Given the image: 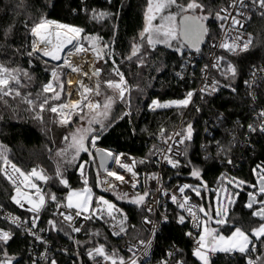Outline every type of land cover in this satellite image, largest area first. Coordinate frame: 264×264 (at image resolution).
Masks as SVG:
<instances>
[{"label": "snow or ice", "instance_id": "snow-or-ice-1", "mask_svg": "<svg viewBox=\"0 0 264 264\" xmlns=\"http://www.w3.org/2000/svg\"><path fill=\"white\" fill-rule=\"evenodd\" d=\"M107 2L111 4L112 0H107ZM22 6L21 0V3L16 5V9ZM81 10L89 13L90 19L96 22H102L113 15L109 11L95 8L84 7ZM257 14L264 19V0H229L226 7L217 11H213L203 0H146L144 27L139 33V39L132 43L131 54L127 59L132 60L133 57H136L137 66L143 67L145 66V57L149 52H154L157 45L163 44L167 48H173L188 64L191 62L190 54L193 51L200 54L201 45L205 43L206 38L213 39L207 24L211 19L221 22L220 29L223 32V37L219 42L213 40V48L223 49L226 53L233 55L247 53L252 45L251 34H248L247 40H242L240 30L244 29L245 23ZM157 19H159V23H154ZM14 27V24H9L7 27L0 28V38L8 40ZM25 28L27 34L32 38L29 50L21 52L20 49H15L14 51L19 55H26L29 58V65L32 64L33 60L41 61L45 65L44 70L49 73V79L42 84L40 91L33 98L31 92L24 93L21 91L33 79L28 70L20 67H9L0 63V100H4L5 97L19 98L22 103L28 105L29 110L38 109L36 119L42 120L43 117L40 113L49 111L56 114V122L63 127H68L73 123V115L77 116L80 121L86 122L87 126L85 127L82 123L74 131L62 136L65 146L55 152V157L58 159L54 172L51 174L40 166H36L30 171L23 170L9 159L7 146L0 145V175L12 186L14 194L11 195L10 199L21 209L31 214L26 220L17 216L8 217L16 229H22L33 238L34 242L45 246L48 244V240L41 233H63L77 248L85 250V254L92 261V264H141L140 258L131 247L129 251L133 252V255L127 261L119 255L117 250L109 251L106 236L104 237L105 243H94L92 239L81 241L73 236V234L82 232L86 237L100 236L101 233L98 229L92 230L87 226L89 222L99 221L108 225L112 236L120 237L127 234V213L103 195L95 196L93 186L89 183L87 168L90 164H94L96 157L99 156L100 162L96 172L95 187L103 185V190L112 192L116 200L127 201L150 214H155V210L148 205V198L152 197L154 203L159 205L160 196H168L171 202L181 210L175 217L176 223L184 225L187 218H190L193 226L199 230L194 237L195 246L192 255L200 264H213L211 257L218 252L226 254L238 252L247 258V264H260L261 261H264V254L256 256L255 259L250 255V253L257 252V242H259L260 247L264 248V223L253 228L250 232H246L240 227L231 225L229 220V209L231 205L235 204L234 196H239V192L233 195L228 193L227 188H224V192L227 193L224 197L227 206L222 205L218 193L217 204L214 209L211 205L205 209L202 205L197 206L189 202L190 197L186 194V190L200 196L201 187L207 189L200 168L195 166L190 168V175L200 182L198 186L182 184L177 186L171 194L161 183V175L156 172L145 175V181L153 180L159 185L154 189L144 187L142 192L134 191L130 195L128 191H124L120 187L128 185L130 189L135 190L140 185L138 179L140 173L136 171L137 163H160L173 169L191 165L190 160L182 164L178 157L187 156L188 146L186 142L192 140L194 129L192 124L188 123L181 131L165 137L167 129L161 127L160 139L167 147L158 148L153 145L154 151L150 150L148 157L139 161L129 158L126 153H116L97 147V141L101 135L112 127L117 120V117L111 116L113 105L119 101L130 106L132 89L124 73L120 71L114 53L110 51L111 42H104L99 35L85 33L82 27L61 23L44 16H41L38 21L31 25L25 23ZM73 57L77 58L78 62H74ZM100 61H103L104 64L111 62L110 78L101 79L105 70L102 66H96ZM223 61H226L225 56H215L214 61L210 65H204L201 71L205 74L210 68L219 71ZM50 62L56 63L50 64ZM86 64L88 65L87 68H85ZM259 71L264 73V68H260ZM72 74L86 78L92 83L90 85L85 84L84 79H81L73 89V81L68 78ZM220 74L225 78L235 79L237 67L231 61H227ZM253 75L255 76V72ZM177 76L183 79L179 72ZM111 77H118V79ZM254 83L255 81H245L249 88H252ZM219 86L220 81L216 79L205 83L199 89L200 98L203 100L205 93L210 95L217 92ZM224 87L231 88L232 92H236L231 84L224 85ZM196 95L195 90H190L181 99L166 102L153 99L149 108L152 111L170 108L184 110L192 105L199 112L200 108L195 105L193 100ZM248 95L255 101L254 91H250ZM74 96L78 98L73 99ZM97 97H102V99H96ZM57 101L60 103H53ZM4 102L7 103V101ZM129 115L131 113L125 111L119 116V119L122 120ZM220 115L222 114H218V116ZM257 115L259 124H248L249 134L264 133V109H261ZM93 125H98V127ZM133 133H135V129H133ZM177 137L179 139H176ZM169 141L173 143H169ZM216 143L220 151H230V149H224L219 141ZM180 145H184V147L181 149ZM81 153H86L90 160H82ZM155 157L158 159H154ZM207 158L205 157V159ZM129 159L131 162H126ZM109 161L117 168L107 167ZM227 163L233 164V159H227ZM69 167L78 172L82 187L73 188L69 183V177L66 175ZM118 169L130 174L128 178ZM100 170H103V177H101ZM252 171L257 176L255 184L236 178L229 179L228 183L236 188L243 189L247 185L255 190L247 193L248 200L245 207L252 209L253 217H258L264 221V199H259V197H264V162L256 165ZM220 179L223 181L225 177L222 175ZM35 181H42L50 187L42 189ZM56 185H59L60 188L53 191L52 188ZM63 189H67V192L61 198L57 193ZM153 193H158V195L153 196ZM51 204L55 205V211L52 212L54 219L47 220L48 227H40L42 214L48 211ZM254 205H258V207L254 208ZM81 220L84 223H81ZM168 222L169 216L166 213H161L160 219L156 222L148 216L143 217V223L151 225L149 232L153 236H155L160 223L166 224ZM213 224L217 227H212ZM229 225L233 230L231 235L225 236L221 232V228ZM14 235L15 232L11 229L0 228V246L8 245ZM185 235L193 237V232L189 231ZM138 244L143 246V255L147 256L152 240L139 239ZM60 251L67 253L69 250L64 248ZM75 255L79 259L80 253L78 251ZM173 255L174 253L171 251L168 253L169 257ZM13 259L14 257H9L4 247H0V264H13ZM40 259L47 261V264H57L55 258H49L47 247L40 254ZM32 264H37V261L33 259ZM73 264H76L75 260ZM162 264H168V261L165 260ZM176 264H185V262L178 260Z\"/></svg>", "mask_w": 264, "mask_h": 264}, {"label": "trees", "instance_id": "trees-1", "mask_svg": "<svg viewBox=\"0 0 264 264\" xmlns=\"http://www.w3.org/2000/svg\"><path fill=\"white\" fill-rule=\"evenodd\" d=\"M203 2L209 5L213 11H217L226 3V0H203ZM19 3H21V0H0V28L7 27L9 24L15 25L8 40L0 38V63L13 68L27 69L32 75V81L28 83L26 88L21 89L22 92H31L33 98H35L42 84L49 79V73L44 70L45 65L41 61L33 60L32 64L29 65V58L26 55H19L14 51L15 49H20L21 52L29 50L31 37L27 34L25 23L31 25L38 21L41 16H44L61 23L82 27L85 33L99 35L104 42L112 43L110 51L114 53L120 71L124 73L132 89L130 92V106L123 102H117L113 105L111 116L117 117V120L112 127L101 135L97 141L98 147L128 153L139 161L148 157L152 139L160 134L161 127L167 129L166 133H169L176 129L182 118L186 116V122L181 130L188 123H191L194 132L192 140L186 142L188 146L187 156L183 155L180 160L182 164L190 160L191 165L182 166L179 169L165 168L163 173L167 186L170 187L178 181L194 186L199 185L200 182L190 175V168L192 166L200 168L203 181L207 184V189L201 188L203 197L201 204L208 209L210 205L213 208L212 201L218 188L226 186L228 191L235 194V189L225 182L227 178H238L251 184L256 183L257 176L253 174L252 170L256 165L264 162V136L254 140L253 149L246 150L240 147L233 148L229 136L232 125L237 120L239 125L242 124L245 128L253 121L254 117V110L245 90L244 82L251 67L264 65V19L258 14L252 18L249 27L253 36L250 50L247 53L226 56L222 68L215 72L225 84H231L236 88V93L222 90L216 97L204 101L198 95L194 102L200 108L199 112L196 111L195 106L184 110L170 108L152 111L149 109V105L153 99L161 102L181 99L187 91L196 89L199 68L204 63L205 58L203 56L198 61L197 68L193 72L194 79L191 82H183L177 76V73H180L182 69L184 58L176 53L173 48L157 45L156 50L154 52L150 51L145 57V66L143 67L137 66L136 57L128 60L127 57L131 54V45L134 40L139 39V33L144 27L146 0H113L111 4L103 0H90L87 8L106 10L113 14L102 22L91 20L89 13H82L80 11V0H22L23 6L16 9V5ZM220 23L215 19L207 22L212 38L219 36L221 32ZM204 51L205 48L203 53ZM227 61H231L237 67L235 79L225 78L220 74L224 70V64ZM96 66H102L105 70L101 79L110 78L109 72L112 67L110 61L108 64L100 61ZM261 91L264 93V81L261 84ZM4 101H7V103ZM126 109H129L131 116H126L122 120L119 119V116ZM37 111L38 109L29 110L28 105L22 103L19 98L5 97L4 100H0V117H2L0 119V145L7 146L9 159L23 170L30 171L32 168L40 166L51 174L54 172L58 159L55 157V152L65 145L62 136L73 129L75 122L68 127H63L56 122V114L44 111L40 113L43 117L41 120L35 118ZM181 111L182 114H180ZM218 114H222L224 118H220ZM73 116L75 120L77 116ZM207 125L213 133L211 137L206 136L207 141L210 142L209 149L213 156L205 159L202 144L205 139L203 130ZM94 127H98V125ZM133 129H135V133H133ZM217 141L224 149H230V151H220L216 146ZM228 155L233 156V160L238 162L235 169H232L227 163ZM222 156H225L222 158L225 163L217 159ZM239 158L241 160H238ZM81 159L90 160V157L86 153H81ZM138 167L140 169L144 167L152 168L154 164L138 163ZM97 169L96 161L87 168L89 183L93 186L94 195H103L123 209L128 215L127 224L133 234L143 211L127 201L116 200L115 195L110 191L100 193L98 187H95ZM66 175H68L69 183L73 188L82 187L76 169L69 167ZM222 175L225 177L223 181L220 179ZM45 187L48 189L50 186L45 184ZM58 188L60 186L56 185L52 190L56 191ZM188 191L192 193L190 190ZM250 191L255 190L246 186L240 192L235 204L230 207L229 212L231 225L240 227L246 232H250L261 222V220L252 216V209L245 207L248 200L247 193ZM66 192L67 189H63L57 194L63 198ZM12 193L11 184L0 175V205L12 209L10 199ZM54 207L55 205L51 204L48 211L45 212V223L53 217ZM255 207H258V205H254ZM172 208L176 216V208L173 206ZM0 224L2 223L0 222ZM95 226L100 232H104L108 238L107 244H119L117 240L108 236L106 224H96ZM186 230V225H177L174 220L164 224L162 235L159 237V248L163 251L166 247L177 244L182 249V258L186 264H200L192 255L191 244L185 239ZM232 230L230 225L221 228V232L225 234L231 233ZM51 233L56 237L55 232ZM85 239H92L94 243H105L103 237L85 236L83 240ZM211 259L213 264H247V258L240 253H234L233 256L228 257L224 253L217 254L215 259L212 257Z\"/></svg>", "mask_w": 264, "mask_h": 264}, {"label": "built area", "instance_id": "built-area-1", "mask_svg": "<svg viewBox=\"0 0 264 264\" xmlns=\"http://www.w3.org/2000/svg\"><path fill=\"white\" fill-rule=\"evenodd\" d=\"M89 1L90 0H80V11H82L81 9H83L84 7H87ZM103 1L107 2V0H103ZM228 2H229V0H226V3L224 5H222L220 8L226 7ZM82 13H84V11H82ZM251 21H252V19L250 21H247L245 23V28L240 30V32L242 33V40H247L249 33L251 34V38L253 40L252 33L249 29ZM233 34H235V33H233ZM222 37H223V32L221 31L218 37H215V38L210 39V40H208L206 38L205 45L203 47H201V53L200 54H197L193 51L189 57L191 62L188 64H186L185 60L183 59V67L180 71V74L183 76V79H181L180 77L179 78L183 82H187V81L191 82L194 79L193 72L197 68L198 61H200L203 58V56L205 58L204 63L199 68L198 86L196 89H192V90H195L197 92V95L193 97V100H195V98L198 95L199 96L201 95L199 93V89L201 87H203L205 85V83L211 82L213 79L220 81L219 89L217 92L212 93L210 95L205 93L203 101L207 100L209 98L216 97L222 90H225V91H228L231 93H236V92H232L231 88L224 87V85H228V84H225L215 74V72H217L218 70L210 68L207 74H205L204 72L201 71L204 68V65H206V64L210 65L214 61L215 56H225V57L226 56H233V54L226 53L223 49H218V48L212 47L213 40H215L216 42H219ZM204 48H205V51L203 53ZM223 62L221 63V68H222ZM260 68H264V65L251 67V69L249 70V72L247 74V78H246L247 81H255L252 88H249L244 82V87H245V90L247 92V95L250 91L255 92V97H256L255 101H253L252 98L248 95V98L251 102V106L254 110L253 121H251L249 124H257V125L259 124V117H258L257 113L261 109H264V93H262V91H261V84L264 81V73H261L259 71ZM253 72H255V76L253 75ZM70 77L71 76H69L68 78L70 79ZM81 79H84L85 84L90 85L92 83L91 81H89L86 78L80 77L79 80H81ZM77 82H75L73 84L74 85L72 87L73 89H75ZM77 98L78 97H75V96L73 97V99H77ZM191 106L192 105H190L187 109H189ZM126 111L131 113L129 111V109H126ZM129 116H131V115H129ZM220 118H224V116L220 115ZM185 122H186V116H184L182 118L178 127L176 129L172 130L171 132L166 133L165 137H167L168 135H174V133L181 131V128ZM212 134L213 133H212L211 128L207 125L203 130V135L205 136V139H204L203 144H202V150L205 152L206 157L213 156L210 149H209L210 148V142L207 141V139H206V136L211 137ZM263 136H264V133L249 134L248 130H247V126L244 128L242 124L239 125V122L237 120L232 125V128L230 130L229 140L231 141L233 148H236V147L239 148L240 147V148H244L246 150V149H250V148L253 149L254 140H256L257 138H262ZM176 139H179V138L177 137ZM169 143H173V142L169 141ZM153 145H156L158 148H166L167 147L165 144H163L162 140L160 139V134L152 139L151 150L154 151ZM216 146H217V143H216ZM174 147H176V145H174ZM179 147L182 149L184 147V145H180ZM105 149L111 150V151L116 152V153H125V152H119V151H116L113 149H107V148H105ZM93 153L95 154L94 149H93ZM126 154L128 155L129 158L136 160V158L134 156H132L128 153H126ZM223 155H225V154H223ZM182 156L183 155H181L178 158L180 159ZM224 157L225 156L218 157V158L216 157V158L220 162L225 163L224 162L225 160L222 159ZM229 158L233 159V156L228 155L227 159H229ZM131 159L127 160L126 162L130 163ZM154 159H158V157H155ZM238 160H241V158H239ZM97 166H98V164H97ZM229 166L232 169H235L238 166V162L233 160V164H229ZM107 167L117 168V166L114 165L111 161ZM167 167H170V166H168L166 164L157 163V164H154V167H152V168L144 167V168L140 169L138 167V163H137L136 171H138L140 173V175L138 177V179L140 180V185H138L137 189H135V190L130 189V187L128 185H122L120 187L124 191H128L130 193V195L134 191L142 192L144 190V187L154 189V188L158 187L159 185L157 184L156 181H153V180L145 181V175L148 173L156 172V173H159L161 175V177H162L161 183L168 190V192L171 194L173 191H175L177 186L182 185V184H186V183L182 182V181H178L170 187L167 186L166 182L164 180V173H163V170ZM118 170L122 174H124L126 178H128V176L130 175L128 173H125L122 169H118ZM100 172H101V177H103L104 176L103 171L100 170ZM35 182L42 189H46L44 182H42V181H35ZM256 182H257V178H256ZM116 183L119 184V182H116ZM101 188L103 189L104 186L102 185ZM32 191L34 192V190H32ZM13 194H14V192L12 193V195ZM186 194L190 197L189 202L191 204L197 205V206L202 205L201 204V202L203 201L202 195L196 196L194 192L189 193L188 190H186ZM155 195H158V193H153V196H155ZM11 205H12V209H8V208H5L4 206L0 205V222L2 223V224H0V228H3L5 230L11 229L12 231L15 232V235H14L13 239L9 241L8 245H3L0 247H4L6 249L9 257H14L13 264H32L33 259H35L37 261V264H47V261L40 259V254L42 252H44L45 247L48 248L49 258L50 259L55 258L57 261V264H73L74 260L76 261V264H92V261H90L89 258L87 257V255L85 254V250L82 248H77V246L74 245L72 243V241L67 236H65L63 233L55 232L56 237H54L51 232L41 233V235L45 236V238L48 240V244L45 246V245H40L39 243L34 242L33 238L30 235H27L22 229H16L15 226L11 224L10 219H8V217L17 216V217H20L22 220H26L31 214L26 212L24 209H21L18 205L14 204L12 201H11ZM148 205L152 206L154 208L155 214H150L147 211H143L139 217V224L135 228V230L133 231L134 232L133 234H132L128 224H126L127 234L122 235L120 237H115V236L111 235V231H110L108 225H106V227L108 229V236H110L112 239H115L119 242L118 245L107 244L108 250L109 251H112L113 249L117 250L119 255L123 256L125 258V260L127 261L128 258L132 257V255H133V252L129 251V248L131 247L135 251L136 255L140 258L141 264H162V262L165 260L168 261V264H176V261H178V260H182L185 262V260L182 258V249L180 248L179 245H177V244L170 245V246L166 247L163 251L159 248V237L162 235L163 225L165 223L159 224L158 230H157L155 236L151 235V233L149 232V228L151 227V225H146L143 223V217L144 216H148L150 219H152L154 222H156L160 219L161 213L168 214L169 222L174 220V222L176 223L175 217L177 215L175 216V211L173 210L172 206L176 208L177 214L180 213L181 210L177 208L176 204L171 202V200L169 199L168 196H160L159 205L154 203L152 197H149L148 198ZM53 211H55V207H54ZM184 214L187 215L186 213H184ZM44 215H45V213L42 214V220H41L39 226L46 228V227H48V225H47V223L44 222ZM200 215H202V214H200ZM51 219H54V217H52ZM80 222L84 223L82 220ZM96 224L105 225L102 221H99V222H89L87 226L92 230H96V229H98L95 226ZM176 224L180 225L178 223H176ZM92 225H94V226L91 227ZM184 225L187 226V230L185 233H187L189 231L193 232V237H189V236L185 235V239L191 244L192 250H193V248L195 246L194 237L196 236V234L198 233L199 230L193 226V223L191 222L190 218H187V222ZM100 233H101V235L98 236V238L103 237V239H104V237L106 235L104 234L103 231H101ZM73 236L75 237V239L83 241L85 234L82 232L79 234H73ZM139 239H151L152 240V245H151V248L148 250L147 256L143 255V246L138 244ZM89 246H91V245H89ZM64 248H67L69 251L67 253L60 251V249H64ZM257 248H258L257 252L250 253V255L252 256L253 259H255V257L258 255L264 254V248L260 247L259 242H257ZM77 251L80 253L79 259H77L76 255H75V253ZM170 251L174 253V255L171 257L168 256V253ZM224 254L226 257L234 255V254H226V253H224ZM216 256H217V254H214L212 256V258L215 259ZM185 264H186V262H185Z\"/></svg>", "mask_w": 264, "mask_h": 264}, {"label": "rangeland", "instance_id": "rangeland-1", "mask_svg": "<svg viewBox=\"0 0 264 264\" xmlns=\"http://www.w3.org/2000/svg\"><path fill=\"white\" fill-rule=\"evenodd\" d=\"M172 11H174V9H172ZM154 23H159V19H157V21H155ZM32 39V38H31ZM175 43V42H174ZM159 45H163V44H159ZM54 63H56V62H50V64H54ZM113 79H118V77H114ZM96 99H102V97H97ZM119 102V101H118ZM74 117V116H73ZM73 117H72V120H73V123H74V127H73V129L71 130V131H74L75 130V128L76 127H79V126H81V124L83 123L84 124V126L86 127L87 126V124H86V122H83V121H80L79 120V118L78 117H76L75 118V120L73 119ZM93 126H95V125H93ZM71 131H69V132H71ZM68 132V133H69ZM65 146V145H64ZM236 179H238V178H236ZM228 178L225 180V182L227 183V184H229L228 183ZM239 180H242V179H239ZM232 188H234L235 189V193L236 192H239V194H240V192H242V190L243 189H245V187L247 186V185H245L244 187H243V189H241V188H236V187H234V185H232V184H229ZM196 186H198V184L196 185ZM202 188V187H201ZM224 188H227L228 189V187H224ZM224 188H218L217 189V192H216V194L214 195V199H213V201H212V204H213V209L215 208V206H216V204H217V194L219 193V200L221 201V203H222V205L223 206H227V204H226V201L224 200V197L227 195V193H225L224 192ZM232 190V189H231ZM228 193H232L233 194V192L232 191H228ZM234 195V194H233ZM234 199H235V201H237V199H238V196H234ZM261 199H264V197H261ZM234 205V204H233ZM233 205H231V206H233ZM203 206V205H202ZM206 209V208H205ZM229 212H230V209H229ZM213 215H214V211H213ZM261 223H264V221H261L260 223H259V225L261 224ZM258 225V226H259ZM258 226H256V227H258ZM212 227H217L215 224H213L212 225ZM255 227V228H256ZM225 236H228V235H231V233H229V234H225V233H223ZM223 252H218V253H216V254H222ZM235 253H238V252H235ZM231 254H234V253H231ZM260 264H264V261H261L260 262Z\"/></svg>", "mask_w": 264, "mask_h": 264}, {"label": "bare ground", "instance_id": "bare-ground-1", "mask_svg": "<svg viewBox=\"0 0 264 264\" xmlns=\"http://www.w3.org/2000/svg\"><path fill=\"white\" fill-rule=\"evenodd\" d=\"M73 61H74V62H78V59L75 58V57H73ZM85 67L87 68L88 65L86 64ZM80 77H81V76H79V75H77V74H72L71 77H70V79L73 81V84H74L75 82H77V81L79 80ZM73 84H72V87L74 86Z\"/></svg>", "mask_w": 264, "mask_h": 264}, {"label": "water", "instance_id": "water-1", "mask_svg": "<svg viewBox=\"0 0 264 264\" xmlns=\"http://www.w3.org/2000/svg\"><path fill=\"white\" fill-rule=\"evenodd\" d=\"M205 42H206V40H205ZM205 45V43H203L202 45H201V47H203ZM99 148H102V147H99ZM102 149H105V148H102ZM96 162H97V164H98V166H99V156H97L96 157V160H95ZM110 164V161L108 162V164H107V166ZM101 171H103V170H101ZM98 189H99V191H100V193H104L105 191L101 188V187H98ZM257 219H259L260 220V218H258V217H256Z\"/></svg>", "mask_w": 264, "mask_h": 264}]
</instances>
